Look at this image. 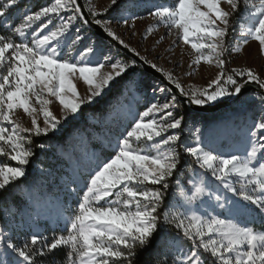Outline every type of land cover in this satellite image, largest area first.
Returning a JSON list of instances; mask_svg holds the SVG:
<instances>
[{
	"label": "snow or ice",
	"instance_id": "6c2138e0",
	"mask_svg": "<svg viewBox=\"0 0 264 264\" xmlns=\"http://www.w3.org/2000/svg\"><path fill=\"white\" fill-rule=\"evenodd\" d=\"M21 2L0 0V192L18 186L34 149L45 150L51 135L111 87L135 86L145 102L111 152L71 182L76 187L69 193L76 199L63 232L49 238L30 231L16 241L0 228V264H37L44 257L57 264V251L65 247L67 264H133L138 251L151 252L145 264H207L206 256L213 264H264V231L250 226L257 217L264 220V64L259 71L227 67L250 40L264 58V0H171L154 6L149 15L169 35L176 29L170 46L191 43L190 67L205 61L217 68L206 87L187 90L156 62L159 50L149 59L122 37L121 24L132 36L143 19L130 15L123 0H109L101 9L83 0H48L21 10ZM240 13V40L232 44L227 39L232 17ZM93 27L107 45L93 39ZM151 32L149 27L141 38ZM163 40L160 35L154 43ZM114 44L129 55L120 57ZM143 66L160 73V82L149 83L143 73L137 78ZM248 85L256 87L244 98ZM185 100L197 106L236 101L256 109L246 128L245 152L207 148L199 128L194 139L185 140L187 113L180 111ZM18 109L30 126L15 118ZM36 138L44 142L37 145ZM186 169L190 175L181 179Z\"/></svg>",
	"mask_w": 264,
	"mask_h": 264
},
{
	"label": "rangeland",
	"instance_id": "374dc122",
	"mask_svg": "<svg viewBox=\"0 0 264 264\" xmlns=\"http://www.w3.org/2000/svg\"><path fill=\"white\" fill-rule=\"evenodd\" d=\"M32 2L33 0H22L20 9H34ZM83 2L86 5H92L97 9H101L108 5L109 0H83ZM123 2L130 15L143 17V19L136 21V34L132 36L129 35V31L121 24L118 31L122 37L133 46H136L141 54L147 55L149 59H152L154 52L159 50L161 58L156 62L166 71H173L186 90L189 88L201 89L206 87L207 82L214 77L217 71L215 64L201 61L200 65L190 67L192 63L190 54L195 52L191 48V43L184 44L181 41L179 44L170 46V43L176 40V29H172L171 35H169L167 26L149 15V12L154 10V6H168L171 0H123ZM16 11V9H13L14 13ZM19 22V19H17L16 23ZM243 23L244 15L241 14L230 36L232 44L239 42L241 36L240 27ZM149 27L152 29V32L147 34L146 39H142V34L147 33ZM89 31L93 33L91 29ZM160 35L164 36L163 42L161 44L154 43ZM93 39L102 41L104 45L108 44L107 41L102 40L96 35L93 36ZM190 39L192 42H197V37L195 36ZM113 51L118 52L120 57L125 56L115 47H113ZM229 59L232 61L227 66L229 69L251 65L259 71L261 65L264 64V58L256 55V44L251 40L250 46H245L239 54L233 53ZM189 72H191V75L187 74ZM141 73L144 74V78L149 83L160 82L146 73L142 67L136 72L137 78L140 77ZM117 86L119 91L116 95L114 94L116 93L115 88H110V90H114L112 93L113 97H109V100L105 102L107 109L103 114L93 115L92 113H86L84 115V118L97 131H93L91 126H86V129L83 131H73L69 134L66 148L59 151L62 160H64L58 169L64 170L61 174L32 163L31 169L35 175V182L33 187L21 189L20 195L24 204L22 210L16 216H11L5 211L1 214L0 228L5 233L12 235L16 241L24 240L30 231H39L43 234V227L45 225L54 228L57 223H61V232H63L64 217L69 214V208L74 206L73 202L76 199L74 195L69 193L70 188L76 187L71 182L82 175H86L88 170L95 166L97 158L105 157L99 153V150L94 145L100 144L111 152L112 146L115 145L119 134L128 125L132 116L138 110H142L144 105V93L137 87L131 85L125 86L123 82ZM78 87L83 92V84L78 85ZM251 93H245L244 98L249 97ZM105 95L98 98L97 101ZM148 97L151 98V92H148ZM95 103L86 106H91ZM86 106H82V108ZM51 108L59 114L58 103L52 104ZM190 111L192 114L187 115V124L183 133L185 140H188L190 135L194 139L195 129L199 128L201 129L204 144L207 148L215 149L216 152L244 153L248 148L246 128L252 122L256 109L235 101L232 105L213 113H201L192 109ZM206 114H214V117L204 118L203 116ZM15 118L25 127L30 126V118L22 110H17ZM79 118L80 112L75 115V118L69 119L64 123L55 134H60L70 121ZM104 124H106V127H104ZM88 138L91 144L93 143L92 145L87 142ZM134 147L142 149L145 145L134 144ZM10 163L12 166L15 165V162ZM187 170L188 175H190L191 170ZM228 195L231 196L232 194L228 193ZM22 217H24V222ZM43 235L51 238L53 234Z\"/></svg>",
	"mask_w": 264,
	"mask_h": 264
},
{
	"label": "trees",
	"instance_id": "16d2710c",
	"mask_svg": "<svg viewBox=\"0 0 264 264\" xmlns=\"http://www.w3.org/2000/svg\"><path fill=\"white\" fill-rule=\"evenodd\" d=\"M47 2L48 0H33L32 3L34 4V9H35L37 6H42ZM241 14L242 13L236 14L232 17V21H231L232 27L229 30V34L227 38L228 41H230L232 30L235 26V23L241 16ZM123 57H127V56H123ZM137 70H140V68H138ZM117 85L118 84L113 86V89L115 88L114 90L116 91V93H114L115 95L119 91V88ZM113 89H111L103 98L98 100L95 104L82 108V110L80 111V118L70 121L68 125L66 126V128L60 134L51 135V138L46 141V143L48 144V147L45 150L40 151L38 149H34L35 158L31 161L30 165L28 166L26 178H21L22 182L18 186L13 185L6 192H0V221H1V214L4 211L11 216H16L22 210L24 204H23V199L20 195L21 189L31 188L34 186V182H35V175L31 169L32 163H34L36 166L39 165L46 169H51L53 171H56L57 174H61L64 171L62 169L58 170L59 166L64 161L62 160V156H60L61 154L59 153V151L66 148V144L69 141V134L72 133L73 131H81V130L83 131L86 129L85 128L86 126H89V127L91 126L93 128L92 129L93 131H97V129H95L93 125L90 124L84 118V115L86 113H92L93 115L103 114V112H105V110L107 109L105 102L109 100V97H113V94H112L114 92ZM181 111L182 113L186 112L187 115L192 114L189 107L185 103H183ZM203 117L213 118L214 114H206ZM104 127H106V124H104ZM41 142H44V141L40 140L39 138L35 139V144L38 145ZM87 142L91 144V141H89V138L87 139ZM94 147H96L97 150H99V153L101 155L106 156L110 153L109 150L102 147L100 144H96L94 145ZM183 159L187 161L188 163L192 164V158L185 155ZM187 175H188V170L186 169L185 173L182 174L181 179H184L185 176ZM22 220L23 222L25 221L24 217H22ZM250 226H254L258 231H264V220L257 217L255 218L254 221L250 222ZM54 233H61V223H57L56 226H54V228H50L49 225H45L43 227V234L50 235ZM68 251L69 249L67 247L59 249L57 251V254H56L57 264H67V261L65 260V256ZM150 256H151L150 251H143V252L138 251L136 257L133 259V264H145V261L148 260ZM205 258H206L207 264H213V261L211 260V258H208L207 256ZM50 259L51 257L38 258L37 264H49Z\"/></svg>",
	"mask_w": 264,
	"mask_h": 264
},
{
	"label": "water",
	"instance_id": "95a60500",
	"mask_svg": "<svg viewBox=\"0 0 264 264\" xmlns=\"http://www.w3.org/2000/svg\"><path fill=\"white\" fill-rule=\"evenodd\" d=\"M91 30L93 31V33H95V35L99 38H101L102 40L104 41H108V39L103 36L100 32L97 31V29L95 27L91 28ZM113 47H115L117 50L121 51L125 56H128V52L122 47V46H119V45H112ZM142 69L150 74L152 77L156 78L157 80L160 81L161 79V74L160 73H157L155 70L153 69H150L148 68L147 66H143ZM256 86L255 85H248V91L245 92V93H248V92H252V90L255 88ZM235 101H224V102H215V103H212V104H206V105H203V106H197V105H190L187 103V101L185 100L184 103L190 108L192 109L193 111H197V112H201V113H213V112H216L220 109H223V108H226L230 105H232Z\"/></svg>",
	"mask_w": 264,
	"mask_h": 264
}]
</instances>
